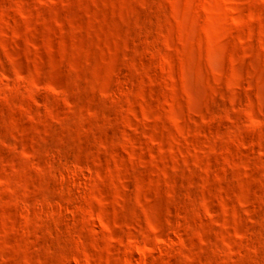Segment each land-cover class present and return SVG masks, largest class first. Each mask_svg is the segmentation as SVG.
<instances>
[{
  "label": "rangeland",
  "instance_id": "obj_1",
  "mask_svg": "<svg viewBox=\"0 0 264 264\" xmlns=\"http://www.w3.org/2000/svg\"><path fill=\"white\" fill-rule=\"evenodd\" d=\"M0 264H264V0H0Z\"/></svg>",
  "mask_w": 264,
  "mask_h": 264
}]
</instances>
